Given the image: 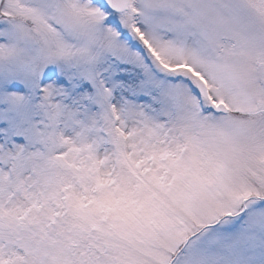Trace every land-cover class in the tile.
Listing matches in <instances>:
<instances>
[{"label":"snow or ice","instance_id":"1","mask_svg":"<svg viewBox=\"0 0 264 264\" xmlns=\"http://www.w3.org/2000/svg\"><path fill=\"white\" fill-rule=\"evenodd\" d=\"M0 264H264V0H0Z\"/></svg>","mask_w":264,"mask_h":264}]
</instances>
